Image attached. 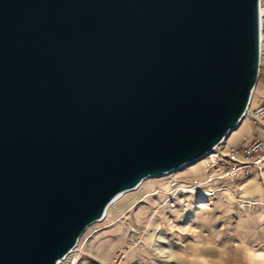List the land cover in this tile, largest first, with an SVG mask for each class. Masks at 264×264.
<instances>
[{
	"label": "water",
	"instance_id": "obj_1",
	"mask_svg": "<svg viewBox=\"0 0 264 264\" xmlns=\"http://www.w3.org/2000/svg\"><path fill=\"white\" fill-rule=\"evenodd\" d=\"M261 0H0V264H58L147 176L208 155L260 76Z\"/></svg>",
	"mask_w": 264,
	"mask_h": 264
},
{
	"label": "rangeland",
	"instance_id": "obj_2",
	"mask_svg": "<svg viewBox=\"0 0 264 264\" xmlns=\"http://www.w3.org/2000/svg\"><path fill=\"white\" fill-rule=\"evenodd\" d=\"M262 46L260 74L264 43ZM256 104L252 100V106ZM250 122L262 126L246 115L215 149L218 174L245 159L244 153L236 150L254 136L240 135ZM239 136L241 140L235 143ZM209 162L210 155H206L170 173L145 179L139 188L114 202L104 219L87 227L76 255L61 264H74L77 255L76 264H261L264 171L254 168L217 177L209 186L213 195L207 197L170 187L174 181L203 179Z\"/></svg>",
	"mask_w": 264,
	"mask_h": 264
},
{
	"label": "built area",
	"instance_id": "obj_3",
	"mask_svg": "<svg viewBox=\"0 0 264 264\" xmlns=\"http://www.w3.org/2000/svg\"><path fill=\"white\" fill-rule=\"evenodd\" d=\"M261 35H262L261 42L263 41L264 43V6L261 15ZM262 50H261V56H262ZM252 99H253V95H252ZM252 99L245 115L251 113L252 117L264 127V100L258 102L255 106H252ZM217 146L215 147V149L217 148ZM215 149L208 154L210 155V162L205 171V175L203 179H200L198 177H193L190 181H183L180 183L174 181L170 184V187L178 188V190L183 193H194V194H199L201 197H207L213 195L214 190L211 189V187L209 186H211V184L215 181L217 177L226 178L233 176L237 173L244 174L250 172L254 168L264 171V138L252 137L249 140L242 142L240 147H238L236 151L244 153L245 159L242 160L241 162L232 163L230 166L221 169L219 174L217 173V171L220 170L219 161L215 157ZM75 250L70 251L68 253L69 255L67 254L68 256L66 255L65 257L60 259L58 264L67 261L68 258L71 261L70 256H72L73 253L74 255H76L77 253L75 252ZM68 264H72V263L69 262Z\"/></svg>",
	"mask_w": 264,
	"mask_h": 264
},
{
	"label": "crops",
	"instance_id": "obj_4",
	"mask_svg": "<svg viewBox=\"0 0 264 264\" xmlns=\"http://www.w3.org/2000/svg\"><path fill=\"white\" fill-rule=\"evenodd\" d=\"M252 100L255 101V103H258V102L264 100V68H263V72H261L259 79L257 81V84L255 86ZM247 116L249 118H253L251 113H248ZM249 125L250 126L247 130H243V132L240 133L241 136L254 135L252 137H255L256 135H259L257 137L264 138V127L259 126V125L253 126V124H251V122ZM241 136H239V138H237V140H235V143H239V141L241 140ZM258 254H259L258 255L259 261H261V264H264V253L259 251Z\"/></svg>",
	"mask_w": 264,
	"mask_h": 264
},
{
	"label": "bare ground",
	"instance_id": "obj_5",
	"mask_svg": "<svg viewBox=\"0 0 264 264\" xmlns=\"http://www.w3.org/2000/svg\"><path fill=\"white\" fill-rule=\"evenodd\" d=\"M262 9V8H261ZM262 44H263V41L261 42ZM263 47V46H262ZM245 117V116H244ZM244 117L242 118V120L244 119ZM242 120H241V122H242ZM240 122V123H241ZM182 168V167H181ZM170 172H172V171H170ZM170 172H167V173H170ZM166 174V173H165ZM164 175V174H163ZM148 177H151V176H147V177H145L140 183H139V185L138 186H136L135 188H133V189H131V190H135V189H137V188H139L141 185H142V183L145 181V179H147ZM131 190H128V191H125V192H122L121 194H119L111 203H110V205L108 206V208H107V210H106V213H107V211H108V209H109V207L114 203V202H116L122 195H124L125 193H127V192H129V191H131ZM106 213H105V215H104V217L106 216ZM104 217L103 218H101V219H99V220H97V221H100V220H102V219H104ZM96 222V221H95ZM79 241H80V239L78 240V243H79ZM78 243L73 247V249L71 250V251H74L75 249H77V246H78ZM69 253V252H68ZM67 253V254H68ZM66 254V255H67ZM69 255V254H68ZM67 255V256H68ZM77 258H78V255H77ZM77 258H76V260L74 261V264H76V262H77Z\"/></svg>",
	"mask_w": 264,
	"mask_h": 264
}]
</instances>
